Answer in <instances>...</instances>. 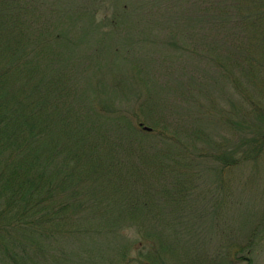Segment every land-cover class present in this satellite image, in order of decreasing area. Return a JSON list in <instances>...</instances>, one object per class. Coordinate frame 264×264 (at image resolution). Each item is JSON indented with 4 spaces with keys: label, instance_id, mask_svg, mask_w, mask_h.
Listing matches in <instances>:
<instances>
[{
    "label": "rangeland",
    "instance_id": "374dc122",
    "mask_svg": "<svg viewBox=\"0 0 264 264\" xmlns=\"http://www.w3.org/2000/svg\"><path fill=\"white\" fill-rule=\"evenodd\" d=\"M21 1L40 17L43 36L59 37L61 42L50 40L44 49L57 60L42 59L41 67L71 74L68 84L79 94L78 108L87 121L91 112L109 111L134 123L140 120V129L178 132V139L195 152L228 146L236 163L227 168L214 158L204 163L199 158L192 183L157 181L172 188H162L155 198L161 212L156 222L161 263L264 264V56L258 54L249 28L242 38L261 65L254 83L244 79L237 93L231 84L239 76L237 69L232 62L228 72L220 65L221 58L227 63L230 52L242 61L239 25L248 24L244 15L258 3L249 7L251 0H240L244 7L235 10L232 2L230 10L209 0ZM232 19L241 21L232 26ZM250 101L256 103L251 110ZM95 115L88 125L92 129ZM110 130L113 127L107 126V135ZM126 181V188L137 195L145 183L153 184L150 177ZM119 186L115 192L103 187L104 199L87 196L81 207L68 211L83 227L46 244L48 264H118L124 248L134 258L139 245L152 247L126 220L112 229L114 217L126 215L123 207L129 200L124 196L128 190ZM143 213L148 227L154 219Z\"/></svg>",
    "mask_w": 264,
    "mask_h": 264
},
{
    "label": "trees",
    "instance_id": "16d2710c",
    "mask_svg": "<svg viewBox=\"0 0 264 264\" xmlns=\"http://www.w3.org/2000/svg\"><path fill=\"white\" fill-rule=\"evenodd\" d=\"M223 1L209 0L213 6L226 4L230 10L232 2L235 10L244 7L240 0ZM252 3L258 5L244 15L247 21L244 23L248 24L239 25L237 37L244 43L243 32L249 28L255 36L258 54L264 56V0H251L249 7ZM244 4L248 6L247 2ZM238 21L241 20L232 19V26ZM41 24L30 5L21 0H0V264H48L46 244L69 229L83 227L68 211L81 207L87 196H98L96 201H101L103 187L115 192L117 186L122 187L119 184L128 190L124 196L129 200L128 206L123 207L126 215L119 213L120 216L114 217L112 229L117 230L118 222L126 220L138 228L144 243L150 239L147 244L152 247L146 250L144 244L139 245L134 258L128 257L124 248L118 264H162L157 248L161 232L156 227L161 212L155 198L165 187L158 186L157 181L173 178L178 186L180 179L192 183V170L199 158L202 163L214 158L227 168L236 163L230 160L232 157L225 149L228 146L222 144L225 148L219 150L218 144L215 152L202 149L195 152L178 139V132L165 127H150L152 131L145 132L139 128L140 120L134 123L110 116L109 111L108 115L91 112L95 115L92 129L88 126L92 116L87 121V116L80 112L79 94L68 84L72 82L71 74L41 67L42 59L49 63L57 60L54 54L44 51L46 45L50 40L61 42L58 36L51 35L50 39L43 36ZM243 50L242 61L230 52L227 63L224 58L219 63L226 72L230 62L237 69L239 76L231 82L237 93L244 79L254 83L261 67L245 43ZM62 55L60 51L58 59L62 60ZM247 105L250 110L256 107L254 101ZM222 121H227L225 116ZM107 126L113 127L108 135ZM94 131L101 137L100 144ZM104 142L111 145L106 147ZM147 177L153 184L145 183L139 195L126 188L127 179ZM179 193L178 188L176 194ZM175 199L174 203H181ZM143 212L151 214L152 226L143 224L147 220Z\"/></svg>",
    "mask_w": 264,
    "mask_h": 264
},
{
    "label": "water",
    "instance_id": "95a60500",
    "mask_svg": "<svg viewBox=\"0 0 264 264\" xmlns=\"http://www.w3.org/2000/svg\"><path fill=\"white\" fill-rule=\"evenodd\" d=\"M144 131H146V132H149L150 131V128H148V127H143L142 128Z\"/></svg>",
    "mask_w": 264,
    "mask_h": 264
}]
</instances>
